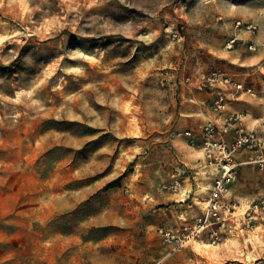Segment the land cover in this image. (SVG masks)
I'll list each match as a JSON object with an SVG mask.
<instances>
[{"label": "rangeland", "instance_id": "1", "mask_svg": "<svg viewBox=\"0 0 264 264\" xmlns=\"http://www.w3.org/2000/svg\"><path fill=\"white\" fill-rule=\"evenodd\" d=\"M253 14L264 0H0V264H264V214L220 248L206 231L170 254L160 232L216 176L198 125L234 87L212 74L253 91L264 152V53L236 29L258 37ZM245 178L259 201L264 172Z\"/></svg>", "mask_w": 264, "mask_h": 264}, {"label": "built area", "instance_id": "2", "mask_svg": "<svg viewBox=\"0 0 264 264\" xmlns=\"http://www.w3.org/2000/svg\"><path fill=\"white\" fill-rule=\"evenodd\" d=\"M236 29L239 32H244L250 35L247 48L251 53H264V43L256 41L259 28L253 22H236ZM241 40L238 37H233L227 42L226 49L233 50ZM206 86L214 87L215 84H227L233 86L238 91L246 92L254 95L251 89H247L244 84L234 82L232 79L220 73H214L207 78ZM225 99L220 95L216 102L218 109L225 108ZM226 132L225 129H218L213 124H208L202 134L201 148L205 151L207 160L215 165L216 176L213 180V185L209 191L208 197L203 200V206L200 208L201 214H198L194 222H189L186 217L181 222L179 227L170 230H161V234L165 238V242L172 248L170 254L179 251L195 238L198 240L206 231L210 237L212 244H218L223 241V234L219 233V228H224L226 223L236 218L233 217L236 213V203L231 199L230 188L238 180V166L232 164L233 156L245 150H257L262 147L257 134L254 131H240L239 136L229 145L217 140L220 133ZM193 142L191 132L185 133ZM200 147V146H199ZM260 170L264 172V157H259L252 160ZM264 214V193L262 198L250 204L239 222L238 230L241 232H249L255 228L258 219Z\"/></svg>", "mask_w": 264, "mask_h": 264}, {"label": "crops", "instance_id": "3", "mask_svg": "<svg viewBox=\"0 0 264 264\" xmlns=\"http://www.w3.org/2000/svg\"><path fill=\"white\" fill-rule=\"evenodd\" d=\"M252 17L259 22V25L261 26L262 29L256 41L260 43L261 42L264 43V18L260 17L258 14H253ZM234 52L235 51H232L230 53H234ZM220 87H222V85H220ZM223 89L224 90L228 89V94H227L228 100L226 105L227 110L221 113L211 112L205 114V116L207 117L205 123L203 125H198V126L199 127L204 125L206 126L207 124L212 123L213 125L220 127L221 129H225L226 132L220 133V135L217 137V140H221L223 143L229 145L232 143V141L236 138V136L242 129L245 128L247 130L249 129L253 130L257 124L256 122L254 123L251 121V119H249L251 117V115H249L250 114L249 111L251 110L250 109L251 106L249 103L250 101H252V99H254L253 96L249 95L246 92L238 91L236 88L230 87L229 90V87H223ZM216 93L217 95L220 94L218 90L216 91ZM206 94H209L212 97L213 95H215V93H206ZM204 99L206 100L207 96L203 97V101ZM201 100L202 99H200V101ZM241 112H244L243 113L244 116L240 118L238 117V115H240ZM259 157H264V152L261 150H253V151L245 150L233 156L232 164L234 166H238L237 170L240 173L238 177L239 179L230 188V196L231 199L236 203V208L241 209L244 204L250 205L253 203L252 198L249 196V193L246 190V188L248 187V180L245 177H247L249 172L259 169L255 164L251 163L252 160H256ZM212 185L213 183L211 184V187ZM241 219H242L241 216L236 220L231 219L226 223L224 228H219L218 230L219 233L223 234V241L221 243L214 245H217L220 248L226 245V241L230 240L232 237H235L236 235H239L238 226ZM199 242H202L204 244L205 240ZM228 255H229V250L223 248V252L222 254H220V256L227 257ZM227 260H229L228 257L225 259V261L227 262Z\"/></svg>", "mask_w": 264, "mask_h": 264}, {"label": "trees", "instance_id": "4", "mask_svg": "<svg viewBox=\"0 0 264 264\" xmlns=\"http://www.w3.org/2000/svg\"><path fill=\"white\" fill-rule=\"evenodd\" d=\"M125 176H122L121 178H119L117 180V182H113L112 184L107 186V189H111V188H117L120 187V181L124 178Z\"/></svg>", "mask_w": 264, "mask_h": 264}, {"label": "bare ground", "instance_id": "5", "mask_svg": "<svg viewBox=\"0 0 264 264\" xmlns=\"http://www.w3.org/2000/svg\"><path fill=\"white\" fill-rule=\"evenodd\" d=\"M182 189H183V188H182ZM182 189H181V190H182Z\"/></svg>", "mask_w": 264, "mask_h": 264}]
</instances>
